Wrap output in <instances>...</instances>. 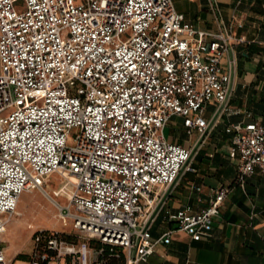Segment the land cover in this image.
Wrapping results in <instances>:
<instances>
[{"label":"built area","instance_id":"1","mask_svg":"<svg viewBox=\"0 0 264 264\" xmlns=\"http://www.w3.org/2000/svg\"><path fill=\"white\" fill-rule=\"evenodd\" d=\"M207 3L209 31L185 21L171 0H0V233L20 194L45 192L55 175L67 188L63 205L53 201L57 216L81 239L38 230L29 264H92L88 239L138 264L176 230L192 240L209 233L226 188L211 189L195 213H168L175 228L149 233L192 153L163 136L173 117L195 143L225 123L235 183L243 189L255 171L264 178V118L229 103L233 48L244 39Z\"/></svg>","mask_w":264,"mask_h":264},{"label":"crops","instance_id":"2","mask_svg":"<svg viewBox=\"0 0 264 264\" xmlns=\"http://www.w3.org/2000/svg\"><path fill=\"white\" fill-rule=\"evenodd\" d=\"M213 1L222 25L234 39H244L233 48L230 107L247 110L249 118L261 120L264 118V0ZM171 3L195 29H215L207 0H171ZM240 117L233 115L230 120ZM171 123L175 124L176 132L167 140L192 148V153L188 169L180 171L174 185L162 197V206L149 230L151 238L175 228V223L167 218L168 213L182 206H187L191 213L199 211L212 198L211 189L223 187L227 193L212 218L208 234L192 240L176 230L167 244L155 246L138 264H264V178L255 171L246 178L243 189L235 183V162L227 155L229 136L223 132L225 123H218L199 143H195V133L184 134L180 118L173 117L168 124ZM89 249L93 253L94 249Z\"/></svg>","mask_w":264,"mask_h":264},{"label":"rangeland","instance_id":"3","mask_svg":"<svg viewBox=\"0 0 264 264\" xmlns=\"http://www.w3.org/2000/svg\"><path fill=\"white\" fill-rule=\"evenodd\" d=\"M176 132L175 124H166L162 130L163 136L167 139ZM45 192L30 191L20 194L14 212L5 217L4 231L0 233V245L3 247L2 252L7 264H29V254L32 246V234L38 230H49L56 232L59 235L77 236L75 230L70 226V221L66 223L57 216V209L53 201L59 205L66 202L67 188L61 186L59 178L55 175L51 176L43 188ZM75 244H78L81 239L75 238ZM86 247L87 240H84ZM15 252V255L12 253ZM18 259V260H14ZM94 254L90 257V262L93 264ZM70 259L65 258L64 262ZM69 264H78V259L71 258ZM52 264H57V261Z\"/></svg>","mask_w":264,"mask_h":264},{"label":"trees","instance_id":"4","mask_svg":"<svg viewBox=\"0 0 264 264\" xmlns=\"http://www.w3.org/2000/svg\"><path fill=\"white\" fill-rule=\"evenodd\" d=\"M36 232L37 231L33 233ZM42 232H48V230H43ZM53 233L56 234L58 238L70 243H75L76 241L75 238H77V236H70V235L62 236L57 234L56 232ZM87 245L89 248L100 251L97 254V259L101 261V264H124L123 252L118 247H110L107 244H103L95 239H88ZM30 257L31 256L29 254V258ZM66 264H68L67 261Z\"/></svg>","mask_w":264,"mask_h":264},{"label":"bare ground","instance_id":"5","mask_svg":"<svg viewBox=\"0 0 264 264\" xmlns=\"http://www.w3.org/2000/svg\"><path fill=\"white\" fill-rule=\"evenodd\" d=\"M4 231V227H3V230H2V232Z\"/></svg>","mask_w":264,"mask_h":264}]
</instances>
